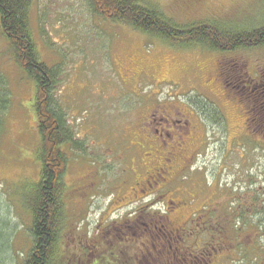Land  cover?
I'll list each match as a JSON object with an SVG mask.
<instances>
[{
  "label": "rangeland",
  "instance_id": "rangeland-1",
  "mask_svg": "<svg viewBox=\"0 0 264 264\" xmlns=\"http://www.w3.org/2000/svg\"><path fill=\"white\" fill-rule=\"evenodd\" d=\"M136 1L179 24L206 20L213 28L233 33L264 25V0ZM28 11L37 54L43 64L59 73L51 106L85 147L81 153L68 146L61 148L67 168L62 179L66 190L57 257L60 264L72 258V223L79 216L73 189L80 187L73 181L90 170L83 158L99 161L98 194H107L116 182L126 179L123 165L117 162L124 151L118 146L120 135L125 126H133L134 111L147 95L157 93L154 99L159 103L199 106L207 134L194 165L200 181L204 178L212 188L226 191L222 201L238 199L246 189L255 198L258 187L264 189V133L258 130L264 126L255 131L250 125L247 128L242 106L245 97L240 98L241 93L231 88L240 75L253 84L263 80L264 46L221 52L170 45L96 16L89 0H33ZM219 63L222 83L215 74ZM125 68L141 70L132 85L121 77ZM0 88L8 98L0 128V264H23L33 245L27 205L39 181L37 159L42 140L34 108L35 87L15 64L1 24ZM80 206V212L84 211L86 205ZM88 211L91 220L92 209ZM252 228L255 243L264 244L260 221L252 218Z\"/></svg>",
  "mask_w": 264,
  "mask_h": 264
},
{
  "label": "flooded vegetation",
  "instance_id": "flooded-vegetation-1",
  "mask_svg": "<svg viewBox=\"0 0 264 264\" xmlns=\"http://www.w3.org/2000/svg\"><path fill=\"white\" fill-rule=\"evenodd\" d=\"M220 65L215 74L222 83ZM131 70L121 69L128 85L141 76V70ZM235 81L231 88L237 91L254 90L241 75ZM155 95L138 102L133 126L120 135L118 146L124 151L117 162L126 179L98 194L99 161L83 158L90 170L73 181L80 185L73 189L79 216L72 223V258L63 264H264V244L255 243L252 228L254 218L264 230L262 185L255 198L246 189L242 197L222 201L226 191L204 178L201 182L194 165L207 134L199 106L159 103ZM67 146L85 151L83 142L80 151ZM81 204L86 205L82 212Z\"/></svg>",
  "mask_w": 264,
  "mask_h": 264
},
{
  "label": "trees",
  "instance_id": "trees-1",
  "mask_svg": "<svg viewBox=\"0 0 264 264\" xmlns=\"http://www.w3.org/2000/svg\"><path fill=\"white\" fill-rule=\"evenodd\" d=\"M32 1L0 0L1 34L13 52L15 64L35 87L34 108L42 140L41 155L37 159L41 165L39 181L27 205L33 245L23 264H60L57 257L66 190L62 179L67 168L65 152L61 148L69 145L80 151L82 143L73 138V132L67 127L63 115L56 113L51 106V93L56 87L59 73L57 68L43 64L37 54L28 11ZM89 3L96 16L170 45L199 46L221 52L264 46V25L244 33L224 32L213 28L206 20L179 24L152 7L138 4L136 0H89ZM252 88L254 90L246 88L238 93H241L240 98L245 97L242 106L246 126L248 128L250 125L255 131L259 126H264V78L254 83ZM7 105L8 98L0 88V128ZM258 130L263 135L264 130Z\"/></svg>",
  "mask_w": 264,
  "mask_h": 264
},
{
  "label": "bare ground",
  "instance_id": "bare-ground-1",
  "mask_svg": "<svg viewBox=\"0 0 264 264\" xmlns=\"http://www.w3.org/2000/svg\"><path fill=\"white\" fill-rule=\"evenodd\" d=\"M229 196V195H228ZM232 202V201H231ZM233 220V219H232ZM251 227V226H250Z\"/></svg>",
  "mask_w": 264,
  "mask_h": 264
}]
</instances>
